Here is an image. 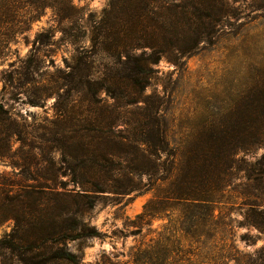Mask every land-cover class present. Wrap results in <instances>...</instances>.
<instances>
[{
  "label": "rangeland",
  "instance_id": "obj_1",
  "mask_svg": "<svg viewBox=\"0 0 264 264\" xmlns=\"http://www.w3.org/2000/svg\"><path fill=\"white\" fill-rule=\"evenodd\" d=\"M49 1L0 19V238L13 210L41 205L96 231L67 242L78 264H264V110L251 109L264 102V0ZM125 41L159 57L141 89L123 77ZM191 141L234 153L201 170L204 198L181 179ZM81 159L108 189L86 207L46 198L45 181L79 188Z\"/></svg>",
  "mask_w": 264,
  "mask_h": 264
},
{
  "label": "trees",
  "instance_id": "obj_2",
  "mask_svg": "<svg viewBox=\"0 0 264 264\" xmlns=\"http://www.w3.org/2000/svg\"><path fill=\"white\" fill-rule=\"evenodd\" d=\"M51 1L46 0H0V19L14 20V14L23 7L37 10L38 8L49 4ZM132 17V22L136 20L135 16ZM34 18L31 17V19ZM128 21V19H123ZM26 22V21H25ZM130 31L126 33L129 35ZM138 42L125 41L117 46L120 48V52L124 56L119 61V65L123 71V77L129 85L130 89L143 88V83L149 73L152 70V64L158 60L156 50L151 46L149 42L144 45H138ZM149 47L152 52L148 56L141 54H135L134 50L139 47ZM127 93L126 96H130L131 93ZM135 92V91H134ZM255 98V97H254ZM139 100V97L131 95L126 99L127 104H133ZM253 112L264 110V102L262 101V95L258 94L256 99L252 103ZM252 129H256L255 125L251 124ZM240 135H235L237 139ZM260 135H255V141ZM118 142H123V137H119ZM157 144L155 145L156 152L164 150L166 138L164 135L157 136ZM214 142V141H212ZM209 145H196V141H191L187 150L183 153V164L179 170H181L183 179L188 183L187 188L191 194L196 198L205 197L208 189L202 185L201 170L203 168L208 170V173H212L218 168L220 160L222 158H230L234 153L228 150L217 151L214 148L217 146L214 143ZM195 143V145H194ZM230 145V140L224 143L226 148ZM204 147V151L201 150ZM229 152V153H228ZM101 159L109 161L110 158L104 156V154L98 152ZM151 154H149L150 156ZM147 155V157H149ZM150 161V158H147ZM82 165L78 169L74 168L70 171V174L75 177L76 175L83 178L82 181L76 182V187L67 189L64 184L57 187L55 182L51 184L45 181L41 186V192L46 195V198L53 200H71L76 202H82L83 205H92V195H99L100 192H104L108 189L106 183L100 180V171L95 168L85 169L86 161L81 159ZM232 160L229 159L225 168L231 167ZM61 174H66L62 172ZM57 172L53 173V177H43L46 180H55ZM180 175V174H179ZM218 176V170H217ZM216 176V177H217ZM215 177V178H216ZM176 178V175H174ZM17 191V190H16ZM20 193L23 196L35 194L37 191L34 187L23 184L20 187ZM18 193V192H16ZM48 207H42L38 205L36 208L24 209L23 214L19 216L17 210H13L11 216L15 219V224L12 230L0 238V255H5L8 252L11 257L15 258L16 264H50L51 261H56L61 264H78L79 257L76 253L69 251L66 244L70 240L80 239L96 234L94 229H91L81 224L76 218H73V225L71 227H65L63 223L65 218L63 215H57L50 213ZM78 212V211H77Z\"/></svg>",
  "mask_w": 264,
  "mask_h": 264
}]
</instances>
